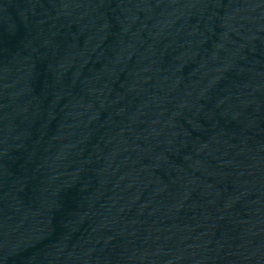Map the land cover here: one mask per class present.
Listing matches in <instances>:
<instances>
[{
    "label": "water",
    "instance_id": "1",
    "mask_svg": "<svg viewBox=\"0 0 264 264\" xmlns=\"http://www.w3.org/2000/svg\"><path fill=\"white\" fill-rule=\"evenodd\" d=\"M0 264H264V0H0Z\"/></svg>",
    "mask_w": 264,
    "mask_h": 264
}]
</instances>
